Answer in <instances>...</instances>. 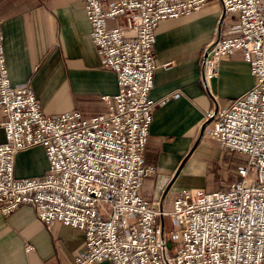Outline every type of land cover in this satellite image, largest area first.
Instances as JSON below:
<instances>
[{
  "label": "built area",
  "instance_id": "obj_1",
  "mask_svg": "<svg viewBox=\"0 0 264 264\" xmlns=\"http://www.w3.org/2000/svg\"><path fill=\"white\" fill-rule=\"evenodd\" d=\"M75 1L85 4L91 39L119 92L103 97V115H45L30 84L11 82L0 16V213L30 206L50 231L56 223L84 231L85 248L72 264H264V0H216L238 23L201 63L204 87L218 76L219 60L238 52L253 67L254 87L206 116V135L246 164L219 191L181 190L170 211L143 197L145 181L158 172L145 164L160 104L149 97L157 30L214 0ZM120 18L124 25H108ZM37 146L46 150L48 173L16 178V155Z\"/></svg>",
  "mask_w": 264,
  "mask_h": 264
},
{
  "label": "crops",
  "instance_id": "obj_2",
  "mask_svg": "<svg viewBox=\"0 0 264 264\" xmlns=\"http://www.w3.org/2000/svg\"><path fill=\"white\" fill-rule=\"evenodd\" d=\"M0 16L11 82L14 86L30 84L45 115L73 110L87 117L107 113L103 97L118 94V79L105 67L91 39L83 2L0 0ZM237 23V16L225 15L222 4L214 0L195 14L162 22L157 30L158 69L149 97L160 104L150 127L145 164L158 172L145 181L143 197L159 202L167 211L181 190H205L209 173L220 177L221 188L223 180H238V170L246 164V157L240 155L245 162L235 168L232 156L238 154L224 152L206 135V116L254 87L252 65L238 52L219 60L218 76L208 87L202 83L204 51L219 38L231 36ZM108 25H124V19ZM175 93L180 95L173 98ZM0 118H4L1 109ZM5 141V130L0 128V144ZM48 171L42 146L15 157L18 179L43 177ZM227 171L233 173L232 180L223 179ZM159 176L170 180L156 200ZM85 240L84 231L60 223L48 230L30 206L9 216L0 213V264H72L76 253L84 250Z\"/></svg>",
  "mask_w": 264,
  "mask_h": 264
},
{
  "label": "rangeland",
  "instance_id": "obj_3",
  "mask_svg": "<svg viewBox=\"0 0 264 264\" xmlns=\"http://www.w3.org/2000/svg\"><path fill=\"white\" fill-rule=\"evenodd\" d=\"M232 158H233V162L235 163V166H236L235 168H237V165L244 164V162H245V161L240 160V158H243L240 155H233ZM233 176H234L233 173H230L229 171H227V175L223 176V179L227 178L228 180H232ZM216 177H217V179H216ZM219 179H220V177L218 178V176H215V174L209 173V175L204 179L205 190L208 192L218 191L219 189L222 188V184L229 183V182H225L223 180V181H221L222 182L221 188H219Z\"/></svg>",
  "mask_w": 264,
  "mask_h": 264
},
{
  "label": "water",
  "instance_id": "obj_4",
  "mask_svg": "<svg viewBox=\"0 0 264 264\" xmlns=\"http://www.w3.org/2000/svg\"><path fill=\"white\" fill-rule=\"evenodd\" d=\"M170 178L166 176H159L158 184H157V190L155 194V199L158 200L163 193L165 187L167 186Z\"/></svg>",
  "mask_w": 264,
  "mask_h": 264
}]
</instances>
